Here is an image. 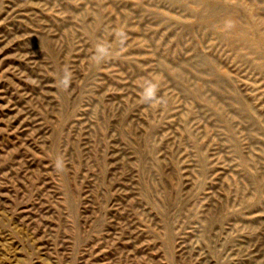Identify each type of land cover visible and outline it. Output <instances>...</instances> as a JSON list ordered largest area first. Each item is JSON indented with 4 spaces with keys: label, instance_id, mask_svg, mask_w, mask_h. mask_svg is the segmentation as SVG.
<instances>
[{
    "label": "rangeland",
    "instance_id": "rangeland-1",
    "mask_svg": "<svg viewBox=\"0 0 264 264\" xmlns=\"http://www.w3.org/2000/svg\"><path fill=\"white\" fill-rule=\"evenodd\" d=\"M0 264H264V0H0Z\"/></svg>",
    "mask_w": 264,
    "mask_h": 264
}]
</instances>
